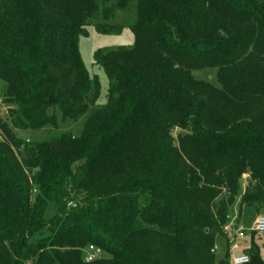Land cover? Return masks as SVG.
Returning a JSON list of instances; mask_svg holds the SVG:
<instances>
[{
    "label": "trees",
    "instance_id": "obj_1",
    "mask_svg": "<svg viewBox=\"0 0 264 264\" xmlns=\"http://www.w3.org/2000/svg\"><path fill=\"white\" fill-rule=\"evenodd\" d=\"M131 1L0 0V264H230L210 250L242 174L240 204L264 209V0H134L132 45L94 54V106L78 35L120 32ZM214 67L218 86L192 76ZM88 108L78 136L14 133Z\"/></svg>",
    "mask_w": 264,
    "mask_h": 264
},
{
    "label": "rangeland",
    "instance_id": "obj_2",
    "mask_svg": "<svg viewBox=\"0 0 264 264\" xmlns=\"http://www.w3.org/2000/svg\"><path fill=\"white\" fill-rule=\"evenodd\" d=\"M135 1L132 0L126 8L122 10H115L113 17L110 19V23L116 25H122V29L118 33H100L95 28V23L100 21V17L93 18L91 22L85 25L83 31L84 34L80 33L77 39L78 50L80 53L81 60L86 68L88 77L93 83L97 82L98 85V98L94 106L101 105L105 101V95L107 91V78L103 69L94 63V54L98 49L102 48H116V47H129L133 43V34L128 28V24L134 19L135 15ZM216 68H203L199 70H193L192 76L196 79L206 81L213 86H218L216 80ZM3 83L0 81V120L9 122L8 110L11 105H8L2 100ZM91 108L80 116L76 120L63 119L60 112L56 109V126H45L40 129H22L15 128L14 133L16 137L22 140H28L30 142H39L48 136H54L59 133H70L78 136L82 132L83 125L86 117L88 116ZM180 130L175 128L172 130V135L175 137ZM4 136L0 131V140ZM17 156L20 158V153L16 151ZM245 175L246 177H244ZM255 181L250 178V173L246 172L242 174L239 179V190L234 199L233 204L229 208V219L225 224L228 225L230 231L224 232L223 225L221 233H216L214 236V257L215 261L218 262L225 257L230 263V259L243 253V250L250 245L253 220L257 214H264V209H260L257 212L253 207L241 205L240 201L242 196L248 189L254 186ZM35 193V190L32 191ZM224 194V193H223ZM54 208L52 205H48L44 211V219L49 221L54 215ZM241 232L239 235L236 230ZM45 233V231L43 232ZM253 240L258 246V251L261 259L264 261V235L261 233H254ZM237 246V247H234ZM86 250V249H85ZM83 250L86 256V251ZM106 255L99 251L96 258L105 257Z\"/></svg>",
    "mask_w": 264,
    "mask_h": 264
},
{
    "label": "built area",
    "instance_id": "obj_3",
    "mask_svg": "<svg viewBox=\"0 0 264 264\" xmlns=\"http://www.w3.org/2000/svg\"><path fill=\"white\" fill-rule=\"evenodd\" d=\"M243 176L246 177L245 175ZM230 230L231 228L229 229L227 224L223 226L224 232H228ZM252 231L256 233H261V234L264 233V214H260L255 217V219L253 220ZM236 232L239 235H241V232H239L238 229L236 230ZM234 247H237V246H234ZM214 250H215V246H213L210 251L214 252ZM85 251L87 253V255L85 256L86 261L95 259L97 257V254L99 253V250L93 247L92 245H89ZM248 260H249L248 256L242 253L240 255L233 256L230 259V264H246Z\"/></svg>",
    "mask_w": 264,
    "mask_h": 264
},
{
    "label": "crops",
    "instance_id": "obj_4",
    "mask_svg": "<svg viewBox=\"0 0 264 264\" xmlns=\"http://www.w3.org/2000/svg\"><path fill=\"white\" fill-rule=\"evenodd\" d=\"M260 215V214H257V216ZM255 219V218H254ZM244 251V250H243ZM242 254V253H241ZM240 255V254H239ZM236 256V255H235Z\"/></svg>",
    "mask_w": 264,
    "mask_h": 264
},
{
    "label": "water",
    "instance_id": "obj_5",
    "mask_svg": "<svg viewBox=\"0 0 264 264\" xmlns=\"http://www.w3.org/2000/svg\"><path fill=\"white\" fill-rule=\"evenodd\" d=\"M81 33L84 34V31H82Z\"/></svg>",
    "mask_w": 264,
    "mask_h": 264
}]
</instances>
